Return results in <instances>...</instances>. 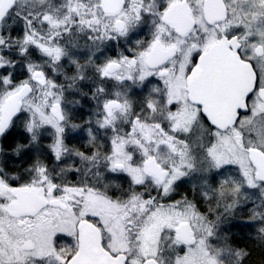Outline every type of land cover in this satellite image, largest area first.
Segmentation results:
<instances>
[{"label": "snow or ice", "instance_id": "obj_1", "mask_svg": "<svg viewBox=\"0 0 264 264\" xmlns=\"http://www.w3.org/2000/svg\"><path fill=\"white\" fill-rule=\"evenodd\" d=\"M242 212L264 248V0H0V264H247Z\"/></svg>", "mask_w": 264, "mask_h": 264}, {"label": "trees", "instance_id": "obj_2", "mask_svg": "<svg viewBox=\"0 0 264 264\" xmlns=\"http://www.w3.org/2000/svg\"><path fill=\"white\" fill-rule=\"evenodd\" d=\"M85 113L88 111L85 108ZM85 116L83 113L74 115V122L77 124H82ZM86 140V136L83 132L71 133L69 143L70 145H75L76 147H81ZM27 159L23 161H17L16 163H10L9 168H19L21 166H27ZM188 194L189 198L192 197V184H185L180 190L179 194L176 196L177 199L180 195ZM203 207V206H202ZM247 213H238L234 218L229 219L223 228L229 233L233 241L240 247H246L250 252L251 256L247 260V264H264V248L258 247L256 242L252 239L254 230L248 226H244L246 223Z\"/></svg>", "mask_w": 264, "mask_h": 264}, {"label": "flooded vegetation", "instance_id": "obj_3", "mask_svg": "<svg viewBox=\"0 0 264 264\" xmlns=\"http://www.w3.org/2000/svg\"><path fill=\"white\" fill-rule=\"evenodd\" d=\"M244 226H247V224H243Z\"/></svg>", "mask_w": 264, "mask_h": 264}, {"label": "rangeland", "instance_id": "obj_4", "mask_svg": "<svg viewBox=\"0 0 264 264\" xmlns=\"http://www.w3.org/2000/svg\"><path fill=\"white\" fill-rule=\"evenodd\" d=\"M234 218V217H233Z\"/></svg>", "mask_w": 264, "mask_h": 264}]
</instances>
